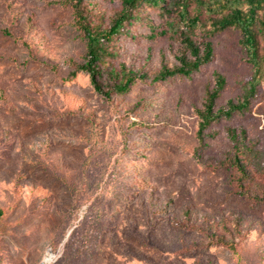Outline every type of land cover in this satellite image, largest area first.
Wrapping results in <instances>:
<instances>
[{
  "label": "rangeland",
  "instance_id": "1",
  "mask_svg": "<svg viewBox=\"0 0 264 264\" xmlns=\"http://www.w3.org/2000/svg\"><path fill=\"white\" fill-rule=\"evenodd\" d=\"M84 8L107 28L122 0ZM172 21L142 5L100 81L121 65L148 77L105 99L74 70L87 45L70 0H0V264H264V77L247 111L199 135L215 74L220 107L254 69L237 29L207 30L210 64L155 81L176 62L177 39L160 35ZM229 129L246 133L242 151Z\"/></svg>",
  "mask_w": 264,
  "mask_h": 264
},
{
  "label": "trees",
  "instance_id": "2",
  "mask_svg": "<svg viewBox=\"0 0 264 264\" xmlns=\"http://www.w3.org/2000/svg\"><path fill=\"white\" fill-rule=\"evenodd\" d=\"M70 2L87 45L83 62L73 63L74 70L87 74L94 89L105 99L127 92L137 78L148 77L141 70L127 69L125 65H121L120 69H113L109 73L107 84L100 81L103 76L102 66L113 55L110 43L124 34L126 26L138 18L142 5H148L160 9L167 16L172 17L174 14L177 19L169 22L160 32L162 36L171 34L180 46L174 53V66H169L163 59L161 68L153 77L157 82L175 76L190 77L211 63L214 57L213 44L211 41L198 39L199 32L208 30V34H212L234 28L243 37L248 61L254 69L249 88L238 101L230 100L219 107L218 99L226 87V78L217 72L213 87L206 92L203 108L196 110L199 116L198 134L202 136L214 123L249 109L264 77V52H261L260 42L262 40L264 43V0H122V9L112 18L107 28L91 24L84 8V0ZM194 3L196 7L192 9ZM202 16L208 17L207 23L202 20ZM228 134L236 150L242 151L245 148L246 133L229 129ZM232 164L239 167L241 177L246 176L238 157L233 159ZM231 248L235 250L234 246Z\"/></svg>",
  "mask_w": 264,
  "mask_h": 264
},
{
  "label": "bare ground",
  "instance_id": "3",
  "mask_svg": "<svg viewBox=\"0 0 264 264\" xmlns=\"http://www.w3.org/2000/svg\"><path fill=\"white\" fill-rule=\"evenodd\" d=\"M52 258V257H51Z\"/></svg>",
  "mask_w": 264,
  "mask_h": 264
}]
</instances>
